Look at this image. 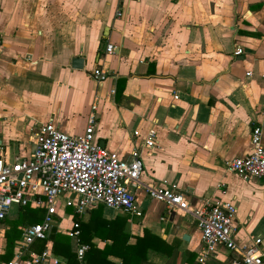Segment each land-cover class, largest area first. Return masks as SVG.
I'll list each match as a JSON object with an SVG mask.
<instances>
[{
    "label": "crops",
    "instance_id": "obj_1",
    "mask_svg": "<svg viewBox=\"0 0 264 264\" xmlns=\"http://www.w3.org/2000/svg\"><path fill=\"white\" fill-rule=\"evenodd\" d=\"M235 47L241 54L233 57ZM73 57L82 59L81 70L69 67ZM95 68L107 72L100 85L90 78ZM263 105L264 0H0L1 157H27L29 137L46 122L80 135L94 106V139L106 152L128 160L132 149L140 151V181L174 186L190 208L229 201L235 245L259 240L264 261V184L226 170V162L248 154L250 124L264 129ZM149 129L152 151L142 146ZM136 211L102 208L99 220L121 218L130 236L146 230L164 241L166 255L148 252L141 264H200L191 217L160 221L163 206L143 193ZM235 257L216 247L202 264Z\"/></svg>",
    "mask_w": 264,
    "mask_h": 264
},
{
    "label": "built area",
    "instance_id": "obj_2",
    "mask_svg": "<svg viewBox=\"0 0 264 264\" xmlns=\"http://www.w3.org/2000/svg\"><path fill=\"white\" fill-rule=\"evenodd\" d=\"M113 15L120 18L121 11L117 8ZM114 49L111 44H106L104 53L111 54ZM240 54V48L235 47L232 56ZM90 78L100 85L107 79V72L103 68H95L90 72ZM113 93L111 89L109 95ZM176 98L173 96V99ZM94 109V106L90 107L80 135H67L51 122H46L29 137L32 148L27 157H15L8 162L0 156V243H3L4 222L10 218L12 207L18 210L28 206L43 210L39 223L19 228V239L13 244L11 258L2 264L65 262L53 256L47 245L40 252L30 250L35 242L45 241L51 229H56L71 241L76 264H85L88 246L79 241V220L99 206L139 216L136 211L138 193L163 206L160 221L175 213L194 220L199 232L198 263L202 264L216 247H222L229 253L237 254L230 264H264L258 250L259 240L241 248L235 245L236 209L229 201L204 200L198 208H190L183 194L174 186L159 188L140 181V151L132 149L128 160L106 152L94 139ZM259 115L264 121V105ZM263 142L264 129L258 122H252L248 154L226 162V170L243 180L252 178L264 184ZM155 144V132L149 129L142 146L152 151L156 148ZM218 187L223 189L221 184ZM58 206L71 209L76 217V220L68 217L70 223L66 230H60L55 223Z\"/></svg>",
    "mask_w": 264,
    "mask_h": 264
},
{
    "label": "trees",
    "instance_id": "obj_3",
    "mask_svg": "<svg viewBox=\"0 0 264 264\" xmlns=\"http://www.w3.org/2000/svg\"><path fill=\"white\" fill-rule=\"evenodd\" d=\"M103 207L99 206L92 211L86 224L79 225V241L88 246L84 256L85 264H115L107 260L116 258L120 264H141L146 260L148 252H162L166 255V244L146 230L140 237L130 236L124 226V219H114L112 222L99 220ZM42 209H31L28 206L19 208L14 219L5 220L6 231L3 236V246L0 250V264L7 262L12 255V247L19 239L20 230L24 225L37 224L41 221ZM73 220L76 217L72 216ZM92 239L104 242L99 249L91 243ZM132 240L129 241V240ZM49 246L53 256L64 259V264H76L73 244L63 234L51 229L47 239L35 242L31 249L40 252Z\"/></svg>",
    "mask_w": 264,
    "mask_h": 264
},
{
    "label": "rangeland",
    "instance_id": "obj_4",
    "mask_svg": "<svg viewBox=\"0 0 264 264\" xmlns=\"http://www.w3.org/2000/svg\"><path fill=\"white\" fill-rule=\"evenodd\" d=\"M57 211L59 213V219L54 218L55 223L57 225V228H59L60 230H66L67 229V225L69 224L67 221V216L71 215V211L69 209L64 208L63 206H58ZM17 213V208L16 207H12L10 210V218H8L7 220H11L14 219ZM6 225V224H5ZM56 232L60 233L59 231H57L56 229H54ZM61 234V233H60ZM3 246V243H0V250L2 249L1 247Z\"/></svg>",
    "mask_w": 264,
    "mask_h": 264
},
{
    "label": "water",
    "instance_id": "obj_5",
    "mask_svg": "<svg viewBox=\"0 0 264 264\" xmlns=\"http://www.w3.org/2000/svg\"><path fill=\"white\" fill-rule=\"evenodd\" d=\"M69 67L74 70H81L82 69V59L78 57L71 58L69 62ZM100 146H102V144Z\"/></svg>",
    "mask_w": 264,
    "mask_h": 264
}]
</instances>
